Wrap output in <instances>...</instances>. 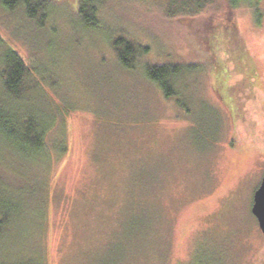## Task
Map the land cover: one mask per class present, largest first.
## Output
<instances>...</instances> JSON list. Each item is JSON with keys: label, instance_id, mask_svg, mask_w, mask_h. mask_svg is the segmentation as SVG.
Masks as SVG:
<instances>
[{"label": "rangeland", "instance_id": "374dc122", "mask_svg": "<svg viewBox=\"0 0 264 264\" xmlns=\"http://www.w3.org/2000/svg\"><path fill=\"white\" fill-rule=\"evenodd\" d=\"M80 1L51 0L43 26L0 5L32 68L17 112L67 150L31 160L0 137L10 263L264 264V0H107L93 27ZM161 64L177 66L171 98L147 73Z\"/></svg>", "mask_w": 264, "mask_h": 264}, {"label": "trees", "instance_id": "16d2710c", "mask_svg": "<svg viewBox=\"0 0 264 264\" xmlns=\"http://www.w3.org/2000/svg\"><path fill=\"white\" fill-rule=\"evenodd\" d=\"M106 1H80L79 13L85 19L88 26L93 27L99 23V17H101L103 8L109 0ZM189 1L195 3L194 10H191L192 13L198 12L206 4L216 2L217 0ZM244 1L228 0L231 8H237ZM247 1L251 2L252 0ZM0 5L6 11H14L19 6H22L28 18L36 20L40 26H43L48 19L51 0H0ZM254 12L257 17H260L257 9ZM0 43L6 45L5 51L1 53L2 57L0 60V137L8 146L13 145L14 148L21 151V153L31 160L38 155H45L53 162L55 159L51 151L54 155L61 156L67 150H59L57 145L50 144L46 136L49 129H45L40 123L38 124L34 116L30 114L26 115L25 118L19 115L15 106V102L28 89L25 85V79L32 72V68L1 37ZM116 51L119 62L125 68L130 69L134 67L129 58L133 55L136 57L138 48L132 42L119 40L116 44ZM147 68L149 79L161 87L165 97L171 98L177 95L172 87L177 76L176 65H149ZM5 190L0 180V264H13L10 262L15 260L17 256L11 246V234L14 225L19 219L20 211L19 206L14 204V199Z\"/></svg>", "mask_w": 264, "mask_h": 264}, {"label": "water", "instance_id": "95a60500", "mask_svg": "<svg viewBox=\"0 0 264 264\" xmlns=\"http://www.w3.org/2000/svg\"><path fill=\"white\" fill-rule=\"evenodd\" d=\"M253 213L257 217L264 232V179L262 185L255 194Z\"/></svg>", "mask_w": 264, "mask_h": 264}]
</instances>
